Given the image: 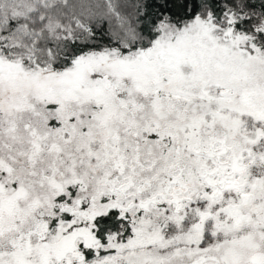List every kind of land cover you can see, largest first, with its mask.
<instances>
[{
  "label": "snow or ice",
  "instance_id": "1",
  "mask_svg": "<svg viewBox=\"0 0 264 264\" xmlns=\"http://www.w3.org/2000/svg\"><path fill=\"white\" fill-rule=\"evenodd\" d=\"M0 264H264V0H0Z\"/></svg>",
  "mask_w": 264,
  "mask_h": 264
}]
</instances>
